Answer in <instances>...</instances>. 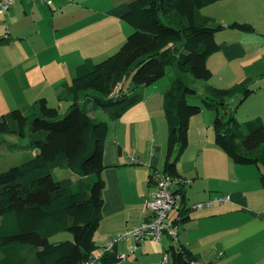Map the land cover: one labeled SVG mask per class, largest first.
Returning a JSON list of instances; mask_svg holds the SVG:
<instances>
[{
  "label": "trees",
  "instance_id": "16d2710c",
  "mask_svg": "<svg viewBox=\"0 0 264 264\" xmlns=\"http://www.w3.org/2000/svg\"><path fill=\"white\" fill-rule=\"evenodd\" d=\"M216 1H133L123 15L133 31L113 55L96 63L87 59L77 66L76 76L58 94V100L70 102L64 114L40 97L0 116V137L22 139L0 138V145H31L37 150L27 160L0 171V264L91 261L98 249L95 233L103 217V154L110 128L107 121L90 112L103 108L110 110L111 119H118L141 100L140 93L128 90L124 82L131 79L134 90L149 86L167 75L169 67L195 79H211L207 60L219 50L216 35L225 26L211 23L202 9ZM229 26L255 30L248 22L234 21ZM7 42L8 38L0 36V45ZM249 83L245 79L228 88L207 86L205 102L217 111L213 123L216 143L235 163L261 166L264 186L263 118L247 122L244 131L234 114L227 119L221 115L223 110L228 112V97L240 93L245 99L254 91ZM197 92L184 75L176 73L164 93L169 136L163 172L179 178L181 184L185 178L178 176L177 162L189 144L190 120L202 110L201 105L189 103L188 96ZM56 168L68 169L78 178H57ZM62 231L71 232L73 239L49 240ZM169 251L175 264L197 259L186 248L172 246ZM117 260L115 251L106 252L97 264Z\"/></svg>",
  "mask_w": 264,
  "mask_h": 264
},
{
  "label": "crops",
  "instance_id": "0c3cea01",
  "mask_svg": "<svg viewBox=\"0 0 264 264\" xmlns=\"http://www.w3.org/2000/svg\"><path fill=\"white\" fill-rule=\"evenodd\" d=\"M133 1L15 0L7 13L0 14V36L8 38L0 45V86H6L8 98L11 89L16 93L7 104L8 110L32 104L37 99L30 102L27 94L38 98L49 86L61 93L78 65L87 59L96 63L117 52L133 28L123 19ZM202 13L211 18V23L225 26L216 35L219 50L207 60L213 75L222 63L226 66L228 61L249 58L255 50L264 52V0H218L205 6ZM234 21L251 23L255 30L229 26ZM255 37L262 39V45L251 43ZM171 78L165 85L152 86L157 81L136 88L133 92L140 93L141 100L108 122L103 154V217L95 233L98 248L153 213L148 202L154 174L165 170L167 157L169 128L164 93ZM245 79L249 77L235 84ZM42 97L49 101V97ZM97 111L90 114L97 117ZM196 144L192 152L189 136L188 148L177 162L178 176L192 180L191 191L187 184L176 187L179 204L172 216L183 217L178 240L167 236V241L143 240L151 243L143 244L132 237L129 242L127 237L115 245V254L127 257L102 264H161L166 251L170 253L166 264H175L169 251L172 246L186 248L197 257L187 264H264L262 167L235 163L216 143V135L209 132L200 134ZM189 191L194 201L185 206ZM227 193L231 195L229 201L194 207ZM183 194L187 200L181 204ZM134 245L137 248L132 251Z\"/></svg>",
  "mask_w": 264,
  "mask_h": 264
},
{
  "label": "rangeland",
  "instance_id": "374dc122",
  "mask_svg": "<svg viewBox=\"0 0 264 264\" xmlns=\"http://www.w3.org/2000/svg\"><path fill=\"white\" fill-rule=\"evenodd\" d=\"M255 38H256L255 41L253 39V42L251 43L255 42L256 45H262V39L259 37H255ZM100 61H101L100 59L97 60V62ZM176 73L178 75L180 74L184 75L188 83L190 85L196 86L198 89V92L196 94H191L188 96L189 103L199 104L202 106L201 112L194 115L190 120V124H189L190 147H192V152L197 147L196 142L198 141V137L200 134L206 135L209 132L210 136L213 134L215 136V129L213 123L216 118L217 111L206 105L205 88L207 86H214L219 88L231 87L236 85L235 83L241 81L242 79L249 77L250 83L248 84V86L253 88L254 91L245 99H243V96L240 93L236 94L235 96L228 97L227 99L228 112L226 114L225 111L223 110L221 112V115L224 116L225 119H227L231 113L234 114L241 124V129H243L244 131H247L246 124L250 120L256 119L257 117H261L264 119V52L255 50L249 58L246 57L243 59L233 60L231 62L228 61L226 66L225 63H222L220 65V70L215 71L213 77L209 80L195 79L189 73H182L175 67H169L167 71V75H165L161 80H159L157 83L153 84L152 86H160L161 84L165 85V83H168V78L170 77L173 78L176 75ZM75 76L76 74H74L73 76H71V78H69L70 82ZM124 85L127 86L128 90L131 89V92L134 91V84L132 83L131 79L124 82ZM28 90L29 92H31L32 87L28 86ZM11 92L12 95L10 98H15L16 93L14 92L13 89H11ZM8 93L9 91L7 90L6 86H0V116L4 113L11 111L8 110L10 108L9 106H7V104L10 101V98H8L7 96ZM42 93L43 94H39L38 98L42 96L49 97V104L51 106L58 107L61 114H64L69 109L70 103H68L67 101L60 102L58 100L59 92L54 91L53 86H49L48 88L44 89ZM27 96L30 102L34 101L35 98L38 99L37 96H35V94H27ZM87 107L91 108V104L88 103ZM109 111L110 110H106V109L103 110V108H99L98 111L96 112V116L100 120L111 122ZM91 112H93V110ZM190 134H192L193 136L191 137ZM0 138L1 139L6 138L7 140L12 139L17 141H20L21 139L20 137H17L15 135H2ZM161 143H162V147L166 146L164 135L162 136ZM35 150L36 148H34L31 145L9 146V143L5 142L3 145H0V171H4L9 167H11L12 165H16L21 163L22 161L27 160L32 156V154H34V152L37 151ZM54 173L57 178H62L67 176H71L74 179L78 178V176H76L73 172H71L68 169L56 168L54 170ZM188 180L189 182L187 183V189L191 191L192 186L190 185V183L192 180L191 179ZM190 191L187 193L188 200L185 203V206H188L189 203L192 204L191 202L194 201L192 199V195ZM1 221L2 218L0 217V222ZM131 237L134 238L133 236H130V238H128L129 242H131ZM163 238L165 241L169 240V238L166 235H164ZM67 239H73V234L69 231H62L53 235L49 240L51 242H59ZM143 242H142L143 244H151L150 242L147 241H143ZM102 248L101 247L98 248L97 253H100Z\"/></svg>",
  "mask_w": 264,
  "mask_h": 264
},
{
  "label": "built area",
  "instance_id": "2783aa9c",
  "mask_svg": "<svg viewBox=\"0 0 264 264\" xmlns=\"http://www.w3.org/2000/svg\"><path fill=\"white\" fill-rule=\"evenodd\" d=\"M15 4V0H0V14L7 13ZM154 179V188L151 194V199L148 202V207L153 213L146 218L141 224L129 229L123 234L118 235L112 242L104 246L100 253L95 255L88 264H97L106 252H114L115 245L119 240L133 236L139 243L143 240H161L164 235L171 237L173 240H178L179 230L181 226L182 216H172V212L178 206V196L176 187L181 184V180L173 177L168 173L157 171ZM189 180H183V184H187ZM230 193L217 195L207 201L198 202L194 207L210 206L216 202L229 201ZM137 245H134L132 251L136 250ZM119 259L127 257V254H119ZM170 259V253L165 252L161 264H166Z\"/></svg>",
  "mask_w": 264,
  "mask_h": 264
},
{
  "label": "water",
  "instance_id": "95a60500",
  "mask_svg": "<svg viewBox=\"0 0 264 264\" xmlns=\"http://www.w3.org/2000/svg\"><path fill=\"white\" fill-rule=\"evenodd\" d=\"M187 200V196L186 194H183L182 197H181V204H184Z\"/></svg>",
  "mask_w": 264,
  "mask_h": 264
}]
</instances>
